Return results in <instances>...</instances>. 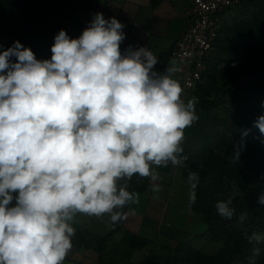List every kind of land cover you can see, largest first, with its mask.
Masks as SVG:
<instances>
[{
    "label": "clouds",
    "instance_id": "9594fccd",
    "mask_svg": "<svg viewBox=\"0 0 264 264\" xmlns=\"http://www.w3.org/2000/svg\"><path fill=\"white\" fill-rule=\"evenodd\" d=\"M124 28L97 12L77 38L61 29L50 59L18 40L0 44V264H64L78 215H107L115 224L126 218L122 209L139 203L119 180L138 174L159 192L156 168L183 167L188 159L185 129L199 119L198 98L183 99L177 61L159 74L149 48L122 52ZM254 126L264 134V115ZM243 147V139L234 146L235 164ZM199 179L189 172L192 189ZM232 188L214 205L227 220L241 195L234 182ZM246 218L243 212L239 221ZM244 238L264 243L259 232ZM260 252L253 247L248 264Z\"/></svg>",
    "mask_w": 264,
    "mask_h": 264
},
{
    "label": "trees",
    "instance_id": "16d2710c",
    "mask_svg": "<svg viewBox=\"0 0 264 264\" xmlns=\"http://www.w3.org/2000/svg\"><path fill=\"white\" fill-rule=\"evenodd\" d=\"M247 1L249 0H242L238 6H243ZM21 2L23 0H16L14 3ZM5 4L6 2H2L1 8ZM230 10L232 9L224 12V21L206 60V68L192 92H196L199 101L197 103L199 119L191 127L186 128L183 154L186 155L198 143L203 147H211L212 143H216L218 147L222 146L223 158L229 157L227 163L230 174L234 176L238 186L243 187V193L233 201L235 215L231 220L224 219L216 213L214 205L206 200L200 182L193 189L195 199L192 202V210L202 214L210 231L209 238L225 244V250L218 256L208 257V264H238L240 260L248 264L253 247H259L261 250L260 255L255 258L256 264H264V243L256 246L249 244L244 238L245 232L264 234V222L260 223L261 217H264V205L258 203L259 196L264 194V180L261 179L264 165L262 160L259 165H251L258 154L264 156V134L254 126V121L264 115V18L244 17L246 11L243 10V13L239 12L243 20L238 18L224 29L223 25ZM22 37L27 39L24 34ZM234 61L236 65L231 68L234 77L226 87L216 92L213 83L219 74L223 76L226 73L223 67H219V63L230 64ZM210 83L212 87L208 86ZM246 129L250 131L247 136L242 137ZM242 139L244 147L241 148L239 160L235 164L232 157L234 146ZM181 170L188 178L189 172L186 168L183 166ZM149 184V178H141L137 174L136 180L128 186V190L142 193ZM122 211L126 214L127 206ZM243 212H247V218L241 223L239 216ZM124 221L125 219L115 223L102 237L98 264H103L102 245L123 227ZM120 242L130 251L143 249L151 244L147 238L127 231L123 233ZM163 248L168 254L172 251L169 246L164 245ZM168 254L161 257L151 251L141 264H166Z\"/></svg>",
    "mask_w": 264,
    "mask_h": 264
},
{
    "label": "crops",
    "instance_id": "0c3cea01",
    "mask_svg": "<svg viewBox=\"0 0 264 264\" xmlns=\"http://www.w3.org/2000/svg\"><path fill=\"white\" fill-rule=\"evenodd\" d=\"M94 5L88 21L97 12L105 18L115 17L125 25L126 39L121 44L123 52L131 45L149 48L157 57L154 71L165 74L169 52L180 36L186 23L185 14L194 0H89ZM177 79V77H175ZM186 97L183 99L186 101ZM155 167V166H153ZM159 192H152L149 179L147 189L139 194L138 204L127 205L123 227L102 245L103 264H141L152 248L164 245L174 247L192 243L203 223L198 213L192 210V195L188 178L181 167H158ZM114 226L109 217L102 218L78 215L73 247L64 264H98L102 237ZM131 232L151 241L143 249L128 250L121 244L123 233Z\"/></svg>",
    "mask_w": 264,
    "mask_h": 264
},
{
    "label": "rangeland",
    "instance_id": "374dc122",
    "mask_svg": "<svg viewBox=\"0 0 264 264\" xmlns=\"http://www.w3.org/2000/svg\"><path fill=\"white\" fill-rule=\"evenodd\" d=\"M15 1L0 0V8L2 2H6L0 12V44L6 49L18 40L25 47H30L38 59L51 58V45L54 43L55 35L61 29L66 30L72 38L79 37L88 26V19L94 9L93 3L89 0H23L20 4H15ZM244 5L228 12L223 25L224 29L228 24L240 18L239 12L243 13V10L246 11L244 17L264 18V0H249ZM23 34L27 39H23ZM213 64L212 59L211 65ZM235 65V61L230 64L219 63V67H223L226 73L223 76L219 74L213 83L216 92L226 87L232 80L234 71L231 68ZM208 86L212 87V83ZM192 97H197L196 92L188 95L186 101ZM197 109L198 106L196 105V111ZM221 148L222 146L218 147L216 143H212L211 147H203L198 143L188 151L186 154L188 159L184 164L188 172L193 171L199 174V182L204 196L212 205H215L218 199H226L231 194L233 182L236 184L237 190L241 194L243 193V187L238 186L236 179L228 170L227 160L229 157L223 158L224 151L222 152ZM261 160L264 165V156L260 153L252 160L251 165H259ZM262 173H264V169ZM136 178L137 174L130 181L119 180L118 185L122 186L127 183L130 186ZM261 179L264 180V174H261ZM236 198L237 196L234 201ZM198 218L203 226L200 227L195 235L196 239L192 243L171 247L172 251L169 254L163 247L161 249L153 247L152 252H156L161 257L168 254L165 260L166 264H208V257L218 256L225 250V244L211 240L209 238L210 231H208L207 223L202 214L198 213ZM263 220L264 217H261L260 223L264 222ZM86 262L90 264L91 260L87 259ZM237 263L245 264L243 260Z\"/></svg>",
    "mask_w": 264,
    "mask_h": 264
},
{
    "label": "built area",
    "instance_id": "2783aa9c",
    "mask_svg": "<svg viewBox=\"0 0 264 264\" xmlns=\"http://www.w3.org/2000/svg\"><path fill=\"white\" fill-rule=\"evenodd\" d=\"M242 0H194L185 14L183 30L170 49L169 58L177 61L176 74L183 87V97L190 95L206 68L217 32L224 21V12L240 5Z\"/></svg>",
    "mask_w": 264,
    "mask_h": 264
}]
</instances>
